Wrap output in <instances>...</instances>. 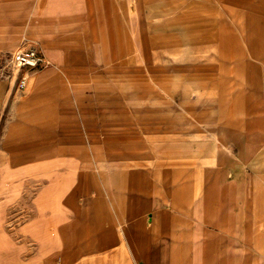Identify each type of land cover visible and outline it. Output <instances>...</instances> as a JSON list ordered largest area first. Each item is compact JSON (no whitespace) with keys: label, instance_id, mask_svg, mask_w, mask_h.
Returning a JSON list of instances; mask_svg holds the SVG:
<instances>
[{"label":"crops","instance_id":"1","mask_svg":"<svg viewBox=\"0 0 264 264\" xmlns=\"http://www.w3.org/2000/svg\"><path fill=\"white\" fill-rule=\"evenodd\" d=\"M128 4L0 0L6 46L46 62L0 114V264H264V104L230 144L127 139L107 80Z\"/></svg>","mask_w":264,"mask_h":264},{"label":"rangeland","instance_id":"2","mask_svg":"<svg viewBox=\"0 0 264 264\" xmlns=\"http://www.w3.org/2000/svg\"><path fill=\"white\" fill-rule=\"evenodd\" d=\"M128 3L131 25L117 36L107 80L122 110L123 136L145 144L168 137L230 144L264 104V0ZM7 35L0 33V114L24 89L13 50L31 45L25 37L9 48Z\"/></svg>","mask_w":264,"mask_h":264},{"label":"built area","instance_id":"3","mask_svg":"<svg viewBox=\"0 0 264 264\" xmlns=\"http://www.w3.org/2000/svg\"><path fill=\"white\" fill-rule=\"evenodd\" d=\"M12 66L16 70H20L24 67H39L43 62V55L37 47H28L16 51L12 54ZM27 83V76L22 75L18 81V86L20 89H23Z\"/></svg>","mask_w":264,"mask_h":264}]
</instances>
